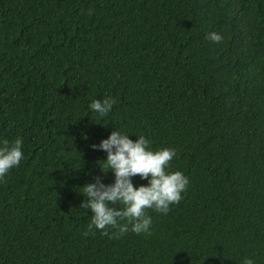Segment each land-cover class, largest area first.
I'll return each instance as SVG.
<instances>
[{"label":"trees","instance_id":"1","mask_svg":"<svg viewBox=\"0 0 264 264\" xmlns=\"http://www.w3.org/2000/svg\"><path fill=\"white\" fill-rule=\"evenodd\" d=\"M116 129L174 148L189 180L148 236L83 235L80 187L114 179L90 145ZM17 137L0 264H264V0H0V141Z\"/></svg>","mask_w":264,"mask_h":264},{"label":"clouds","instance_id":"2","mask_svg":"<svg viewBox=\"0 0 264 264\" xmlns=\"http://www.w3.org/2000/svg\"><path fill=\"white\" fill-rule=\"evenodd\" d=\"M91 14L92 10H88ZM205 39L219 43L223 37L216 31L205 34ZM116 100L112 97L92 99L89 110L99 117L111 112ZM135 141L124 131H111L107 138L98 144H92L93 150L106 153V159L99 167L102 173H113V182L105 184L99 176L93 182L80 187L84 199L80 207L90 210L91 216L84 236L99 231L101 235H122L128 231L135 234L151 235L152 217L148 209L166 215L170 205L182 199L189 184L188 177L181 171H168L170 161L176 156L174 148L165 147L152 150L151 141L145 135H135ZM86 138V136H85ZM23 142L17 137L9 142L0 141V182H3L11 169L19 166L23 159ZM139 176L147 180L146 184L134 186L132 177ZM122 205V207H114ZM123 220V223L120 221ZM109 229L113 231L109 233ZM242 264H254L250 258H244Z\"/></svg>","mask_w":264,"mask_h":264}]
</instances>
